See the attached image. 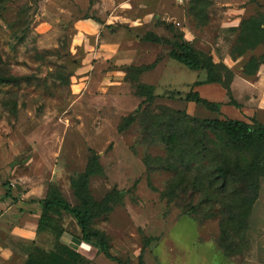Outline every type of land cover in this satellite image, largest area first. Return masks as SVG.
Here are the masks:
<instances>
[{"label":"rangeland","instance_id":"374dc122","mask_svg":"<svg viewBox=\"0 0 264 264\" xmlns=\"http://www.w3.org/2000/svg\"><path fill=\"white\" fill-rule=\"evenodd\" d=\"M190 1L2 4L0 75L17 82L0 84V203L6 198L12 204L23 201L29 192L37 203L55 184L76 204L71 181L85 171L93 150L102 171L90 180L92 196L113 201L111 211L92 228L107 237L114 256L139 264L144 248L145 264H264V178L247 228L223 227L219 204L205 200L209 193L180 189L178 174L185 165L176 162L152 130L146 134L153 117L167 113L164 108L191 118L256 119L264 124V65L255 75L244 71L250 57L264 54V46L241 56L234 52L242 20L264 13V0H207L203 26L190 14ZM163 23L174 24L197 51L231 73V80L228 74L224 78L231 81L235 103L220 84L196 86L205 72L170 59L168 44L144 40L154 33L172 41L174 35ZM79 27L85 35L78 34ZM159 57L140 77L155 89L156 99L149 104L124 80L125 71L132 65L150 66ZM194 91L218 103L220 112L187 101ZM135 114V122L119 131L124 119ZM181 142L177 139L174 155ZM22 212L17 209L19 221ZM53 219L66 231L62 244L87 258V264H117L102 254L95 257L94 247L78 242L81 230L73 217L55 214ZM35 220L24 224L34 230ZM5 236L0 231L1 242ZM36 238L33 244L10 243L13 255L0 258V264H28L31 256L59 249L54 233Z\"/></svg>","mask_w":264,"mask_h":264},{"label":"trees","instance_id":"16d2710c","mask_svg":"<svg viewBox=\"0 0 264 264\" xmlns=\"http://www.w3.org/2000/svg\"><path fill=\"white\" fill-rule=\"evenodd\" d=\"M6 1L8 0H0V10ZM208 6L207 0H191L189 3L190 14L201 22V26L207 24ZM163 25L174 35L172 41L154 33L146 34L144 40L159 45L168 44L171 47L167 52L170 59L183 64L192 71L203 70L205 72V79L196 82V86L220 84L226 88L231 101L235 103L230 88L231 73L223 65L216 64L211 56L197 51L174 24L163 23ZM260 46H264V13L242 20L234 52L241 56ZM160 60L161 57L150 66L132 65L125 71L124 80L131 84L138 96L146 97L145 100L149 104L156 99L155 89L151 85L142 83L140 77ZM261 65H264V54L252 56L245 64L244 71L247 75H255ZM227 74L228 77L230 76L229 82L224 78ZM72 75L69 74L67 85H70ZM15 80V78L0 75V84L17 82ZM186 100L201 104L209 111L220 112L218 103L202 98L198 92L189 93ZM164 110L167 113L153 117L154 123L149 130H146V134L151 135L149 131L152 130L160 142L166 145L171 156H176V162L185 165L186 170L178 174L180 176L178 187L180 189L188 187L193 193H209L205 200L219 204L223 227L229 225L234 226L235 230H245L253 206L259 198L261 179L264 178V124L256 119L249 123L240 119L191 118L184 111L165 108ZM147 114L146 117L150 115L149 112ZM136 119V114L125 118L119 126V131H126ZM177 139L182 142L180 151L174 155ZM90 153L85 171L71 181L76 204L68 201L55 184L49 186L46 197L41 201L42 213L38 222L37 234L54 233L59 249L48 255L31 256L28 264L88 263L85 261L87 258L62 244L66 231L53 219L55 214H65L75 219L81 230L78 242L94 247L95 257L102 254L117 264H129L114 256L107 237L99 230L92 228L95 220L111 211L110 204L113 199L106 198L97 201L92 196L90 180L101 173L102 167L99 155L93 150ZM7 195H11L10 191ZM223 232L226 234V230ZM144 250L143 248L139 257V264H145Z\"/></svg>","mask_w":264,"mask_h":264},{"label":"crops","instance_id":"0c3cea01","mask_svg":"<svg viewBox=\"0 0 264 264\" xmlns=\"http://www.w3.org/2000/svg\"><path fill=\"white\" fill-rule=\"evenodd\" d=\"M85 26V25H83ZM81 27H79L78 34L85 35L86 33L83 31ZM104 48V47H102ZM113 49V48H112ZM116 51V50H115ZM48 192V191H47ZM47 192L45 193L42 199H39L37 203H34L36 199L31 197L32 193L29 192L23 201H19L17 203L11 202V198H6L5 201L0 203V231L5 232V240L3 242L0 241V258L7 260L13 255V247L10 246V243L16 242H25L27 244H33L36 241L37 237V227L39 218L42 213V205L41 201L46 197ZM9 196V195H8ZM28 198V199H27ZM12 204V205H11ZM17 209L23 210L21 215L23 217L19 221V217H17ZM35 217L36 226L33 230L31 227H26L25 221L28 219H32ZM19 221V222H17ZM8 236V237H7Z\"/></svg>","mask_w":264,"mask_h":264}]
</instances>
